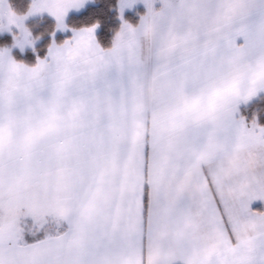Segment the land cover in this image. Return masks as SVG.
Segmentation results:
<instances>
[{"label": "snow or ice", "instance_id": "6c2138e0", "mask_svg": "<svg viewBox=\"0 0 264 264\" xmlns=\"http://www.w3.org/2000/svg\"><path fill=\"white\" fill-rule=\"evenodd\" d=\"M86 2L0 0L21 51L30 16L73 32L31 66L0 47V264H264V126L239 115L264 0H119L108 48L65 24Z\"/></svg>", "mask_w": 264, "mask_h": 264}, {"label": "trees", "instance_id": "16d2710c", "mask_svg": "<svg viewBox=\"0 0 264 264\" xmlns=\"http://www.w3.org/2000/svg\"><path fill=\"white\" fill-rule=\"evenodd\" d=\"M97 4L93 7H89L84 13L79 15H72L68 19L67 25L72 29H80L82 27H88L95 23H99L100 32L98 33L97 39L99 44L108 48L111 46L112 40L116 32H118L119 24L113 21V15L116 8L115 0H96ZM10 5L14 11L18 14L26 13L29 8V0H10ZM28 27L32 30L34 36L42 37L43 42L36 48L37 55H34L31 51H27L25 54L19 52H14L13 56L18 62H23L27 65H34L36 59L44 58L47 54L48 46L50 45L51 38L50 35L55 30V23L50 19H44L41 21H31L28 23ZM65 37L58 36V42H62ZM12 44V38L9 36L0 37V47L10 46ZM260 103V105H259ZM264 105V95L261 96L254 104L250 105L249 112L253 114L256 108ZM258 106V107H257ZM258 112H261L258 111ZM260 120L264 124V115L260 117Z\"/></svg>", "mask_w": 264, "mask_h": 264}, {"label": "rangeland", "instance_id": "374dc122", "mask_svg": "<svg viewBox=\"0 0 264 264\" xmlns=\"http://www.w3.org/2000/svg\"><path fill=\"white\" fill-rule=\"evenodd\" d=\"M29 1H30V4H31V0H29ZM115 1H116V8H115V12H114V15H113V21H116L117 24H119V28H120L121 19H120V11H119V0H115ZM8 3L10 4V0H8ZM96 4H97L96 0H87V2L84 4V6L82 8L69 10L68 14L65 17L66 26L68 27L67 22H68V19L70 18V16L82 14L89 7H93ZM154 7L155 8H159L160 5L156 4V5H154ZM146 12H147V8L145 7V5L143 3L138 2V3L134 4L131 8H126L124 10L123 19L125 21H127L128 23H130V24L135 26L136 24L139 23L140 17L142 15L146 14ZM47 18L52 20V21H54V23L56 25L55 19L53 17H51L49 14H47V13H42V14H37V15L30 16V17H28L25 20L24 23H25V26L27 28H29L28 27V23L29 22H31V21H41V22H43V20L47 19ZM68 29H72V28L68 27ZM30 31L32 33L33 38L35 39V44L32 47H26L23 51H21L18 47H12V45H13V33L16 32V29H13L11 33L10 32H0V37L3 38V37H6V36H9V37L12 38V44L10 46H4V47H7V48H9L11 50V55L12 56H13L14 52H19L21 54H25L27 51H31L34 55H37L36 48L43 42L44 38L36 37V36H34V34H33L31 29H30ZM118 31H119V29H118ZM99 32H100V26H99V28H97V30L95 32L96 38H97ZM54 33H55L54 36L52 34L50 35V38H51L50 44L53 42V40L57 44L63 43L65 40L71 39V37L73 36V32L70 31V30L60 31V30H56V28H55ZM58 36H63L65 38H64V40L62 42H58V40H57ZM36 38H38V39H36ZM97 42H98V39H97ZM13 58H14V56H13ZM36 61H37V59H36ZM260 97H256V98H254V100L252 102L246 103V104L240 106L239 107V115L243 116L246 119L247 122H250L255 117L257 119V122L261 126H264L263 121L260 120V117L262 115H264V105L263 106L261 105V107H260L261 112H258L260 110H259V108H256L255 111H257V112H254L253 114H251V112H249V108H248L250 105L254 104ZM259 105H260V103H259Z\"/></svg>", "mask_w": 264, "mask_h": 264}, {"label": "crops", "instance_id": "0c3cea01", "mask_svg": "<svg viewBox=\"0 0 264 264\" xmlns=\"http://www.w3.org/2000/svg\"><path fill=\"white\" fill-rule=\"evenodd\" d=\"M263 94H264V92H260V93L257 94L256 97L263 96ZM256 97H254V98H256ZM254 98L251 99V100H250L249 102H247V103L252 102V101L254 100ZM244 104H246V103H241V104L239 105V107L242 106V105H244ZM251 209H252L253 211H264V201H255V202H253V203L251 204Z\"/></svg>", "mask_w": 264, "mask_h": 264}]
</instances>
